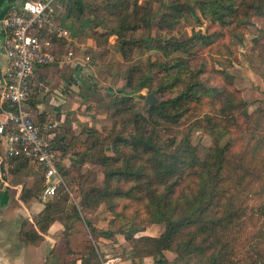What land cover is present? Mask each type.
<instances>
[{
	"label": "trees",
	"instance_id": "obj_1",
	"mask_svg": "<svg viewBox=\"0 0 264 264\" xmlns=\"http://www.w3.org/2000/svg\"><path fill=\"white\" fill-rule=\"evenodd\" d=\"M105 4L118 20V52L124 59L146 42L154 43L160 56L148 63L146 71L128 68L126 87L130 92L111 103L115 119L123 117L125 127L135 126L129 139L101 136L95 129L86 128L83 132L91 141L82 152H77L68 128L59 126L53 130L50 142L60 160L64 180L71 173L80 172L90 155L96 154L94 163L103 167L101 183L84 186L77 182L80 209L94 211L104 204L112 215L120 218L123 223L113 234L127 243V259L135 264H143L144 259L151 264H166L164 252L175 255L172 263L167 264H264V107L249 112L248 103L239 89L233 87V78L227 73L239 64L238 45L242 44L252 18L264 15V0H173L166 11L154 14L147 5L129 0H106ZM85 10L82 0H65L67 19L79 21ZM157 17L159 32L174 31L180 23L200 24L202 20L212 26L204 33L192 30L191 35L181 32L180 36L164 40L161 34L151 37ZM86 24L88 20L82 26ZM139 31L146 34L139 38L124 36ZM93 33L100 42L112 35L111 31ZM41 37L53 42L56 60L51 65H58L63 51L72 44L55 36ZM209 65L214 75L222 77L220 86H209L199 79ZM154 73L161 78L151 94L155 98L157 94L166 95L165 99L156 100L154 105L145 99V116L129 114L133 93L152 83ZM73 77L71 74L67 81ZM38 91V86H31L27 104L37 126L43 130L50 114H36ZM205 105L209 111H202ZM186 125L215 138L212 151L204 158H199L188 146L173 154L158 146L157 129L171 132ZM242 133L246 140L238 137ZM223 136L227 141L221 146L217 140ZM170 145H174V140L169 141ZM179 153H185L186 158L180 159ZM8 160L15 170L28 168L39 179L34 192L23 190L21 199L42 200L41 171L22 157ZM65 160L69 165L61 164ZM65 195L64 188L59 187L56 195L44 202L33 222L22 223L19 237L24 244L39 245L50 226L55 221L61 222L60 217L68 212ZM152 225L160 226L159 235H143ZM67 230L66 227L65 235ZM67 253L75 255L71 250ZM74 257L77 258L60 264H101L92 245Z\"/></svg>",
	"mask_w": 264,
	"mask_h": 264
},
{
	"label": "rangeland",
	"instance_id": "obj_2",
	"mask_svg": "<svg viewBox=\"0 0 264 264\" xmlns=\"http://www.w3.org/2000/svg\"><path fill=\"white\" fill-rule=\"evenodd\" d=\"M86 10L82 18L78 20L67 19L65 11V0L59 2V7L56 8V21L60 27L66 29L69 33L68 40L72 41V46L64 50V55L67 52H71L72 56L69 62H63L65 66L60 69V76L64 78V81L58 78L52 80L49 86L38 87L40 95V102L44 105L49 104L53 101L52 99L56 96L59 98L56 105H53L55 111L48 112L50 115L45 119L46 125L52 124V119H56L59 115L60 110L67 112L62 127L70 131L69 138L74 139L76 143V151L82 152L88 145L86 134L83 132L86 128L95 129L101 136H112V138L118 137L123 139H129L131 135L135 133V126L128 125L125 127L122 120L115 119L112 116L113 109L111 103L113 100H118L129 94L130 89L126 87V70L131 67L141 69V72L148 69V63L160 56V53L152 42H146L142 47L135 48L131 51L130 57L124 59L118 52L120 46V38L116 34L118 28V20L110 14L106 9V0H82ZM131 3L135 2L137 5H147L148 9H151V14L166 11V6L173 0H129ZM131 10V8H130ZM151 27V37L156 34H161L164 40L169 39L170 36H180L181 32L191 35L192 30L205 32L208 27L211 28L212 24L208 21L202 20L200 24L189 25L186 23H180L174 31H163L159 32L156 28V20ZM84 20H88L86 26H82ZM255 22L259 23V26L255 25ZM261 26V27H260ZM212 30H214L212 28ZM111 31L112 35L105 37L103 42L97 39V36L93 32H105ZM139 31L136 35H130L125 33V37L128 38H139L146 32ZM264 15L262 17H253L251 24L247 26L246 33L242 44L238 45V60L239 64L234 65L231 69H228L227 73L233 78V87L239 89L241 96L243 89H249L247 82V72H244L246 68L255 74H259L263 68L262 59L264 58V51L261 50V46L257 45V37L264 35ZM76 34L75 37L72 34ZM67 40V41H68ZM68 41V42H69ZM248 48L257 49V55L253 52L249 54ZM254 51V50H253ZM63 56V55H62ZM241 65V66H240ZM260 65V66H258ZM240 66V67H239ZM55 67V66H54ZM212 67L208 66V71L202 74L199 79L204 81L209 86H220L223 84V79L220 75H214L209 69ZM218 68V67H215ZM62 71V72H61ZM77 73V74H75ZM68 74V75H66ZM73 74L72 81L68 82L67 77ZM57 75V74H56ZM66 75V76H65ZM152 83H148L146 87L136 91L132 95L131 110L129 114H142L146 115L144 108V100L148 95H152V91L157 89L160 84L161 75L156 76L154 73ZM260 76L264 79V72L261 71ZM138 78L135 83H138ZM72 85L69 88L68 83ZM251 83V82H250ZM252 84V83H251ZM249 85V84H248ZM254 86V84L252 85ZM251 89V88H250ZM123 93H121V91ZM110 92V93H108ZM39 95V94H38ZM153 96V95H152ZM166 95L157 94L155 100L159 101L165 99ZM39 97V96H38ZM244 99L248 103L249 112L258 106L262 105V97H249ZM55 102V101H54ZM53 102V103H54ZM47 111V109H45ZM53 110V109H52ZM209 106H203L202 111H209ZM35 112L39 113L38 109ZM53 112V113H52ZM56 112V113H55ZM35 121V115L31 114ZM51 115L53 117H51ZM36 122V121H35ZM124 126V127H122ZM73 128V129H70ZM157 135L160 139L158 146L163 149L164 152L169 154L177 153V150L181 147L188 146L189 150L193 151L199 158H204L208 153L212 151V147L215 142V138L199 129L190 128L186 125L181 128H174L171 132H167L166 129H157ZM239 138L246 140L245 134H239ZM174 140V145H169V141ZM227 141V137L223 136L217 140L219 145H224ZM110 146V143L107 142ZM95 152V151H94ZM127 152V150H125ZM182 152V151H181ZM107 155H111V152H106ZM180 159H185V153H179ZM96 154L90 155L87 162L82 167L80 172L71 173L70 177L65 178L66 188L69 190L71 197L68 192H65V197L68 199L66 208L68 212L60 217L61 223L64 227L69 228L71 233L65 235V232L59 233L55 238L56 249L54 254L60 262L71 260L70 258H77L85 251L88 245H94L97 247L99 252V261L106 258L120 257L121 260L127 261V243L122 241V237L113 234L123 223V221L112 215L104 204H101L94 211H82L78 205V190L76 184L78 181L81 184H99L102 181L103 167L95 164ZM65 166L69 165V162L65 160ZM31 173L28 168L24 169H12L13 180L16 183L23 182L24 186L31 187L34 192L35 183L39 180L37 178L28 179V173ZM32 174V173H31ZM83 176V178H81ZM71 178L73 181H71ZM64 180V182H65ZM33 183V185H32ZM32 185V186H31ZM37 188V187H36ZM25 190V189H23ZM27 190V189H26ZM17 191L13 192L16 194ZM17 203V201L15 202ZM254 204H257L254 202ZM120 203L117 205V210L120 208ZM77 212V215H76ZM129 211L126 210V214ZM94 228V232L91 228ZM160 226L152 225L147 228L143 235L150 237H157L160 233ZM68 231V230H67ZM66 237V239L64 238ZM65 240L68 242L67 247L65 246ZM71 242V243H70ZM70 244V246H69ZM67 250H71L75 255L70 256ZM175 255L170 252H164V259L166 264L169 261L172 263Z\"/></svg>",
	"mask_w": 264,
	"mask_h": 264
},
{
	"label": "built area",
	"instance_id": "obj_3",
	"mask_svg": "<svg viewBox=\"0 0 264 264\" xmlns=\"http://www.w3.org/2000/svg\"><path fill=\"white\" fill-rule=\"evenodd\" d=\"M62 0H26L12 7L2 18L4 64L0 87V140L7 158L22 157L41 171L44 183L42 200L52 199L59 187L66 188L59 170L60 160L52 149L55 124L41 130L33 120L28 100L37 69L55 63L54 44L41 35L68 40L69 33L56 21V8ZM69 51L60 63L69 62ZM10 107L11 110L5 107ZM64 164V162H61ZM69 196L71 197L70 192ZM120 257L106 258L101 264H121Z\"/></svg>",
	"mask_w": 264,
	"mask_h": 264
},
{
	"label": "crops",
	"instance_id": "obj_4",
	"mask_svg": "<svg viewBox=\"0 0 264 264\" xmlns=\"http://www.w3.org/2000/svg\"><path fill=\"white\" fill-rule=\"evenodd\" d=\"M24 1L26 0H0V87L2 85L1 71L5 60L2 50L4 31L1 25V20L10 10V8L19 7ZM258 24L259 23L255 22L256 26H259ZM261 34L264 35V32H261ZM72 41L74 40H70L69 42L72 43ZM256 43L257 45H263L260 49H263L264 51V38L262 36L257 37ZM253 50L252 48H248L249 54L253 52L257 55V49ZM262 64L263 68L261 71L264 72V58L262 59V63L260 65ZM64 66V63H59L58 65L54 64L45 68L37 69L35 72L34 85L40 88L46 87L49 86L50 82L52 80L54 81L55 78L64 81V78H62L60 74L56 73H60V69L62 70ZM245 67L246 68L244 69V72H247L248 77L246 78L245 82H247V86H249V89H243L242 96L244 99L247 98L246 96H263V99L261 100L263 101L262 105L264 106V79L260 76L261 71L259 69V74H255L249 70L247 65H245ZM253 84L254 86H252ZM71 85L72 82L67 84L69 88L71 87ZM38 94L39 99L40 95L42 97L43 94H41L39 91ZM52 100L53 101L49 102V104L47 105H44L43 102H40V100H38L36 109L39 110V113H41L42 111H45V113H48L50 111L54 112L55 108L53 107V105H56L58 103L56 101H58L59 98L55 96ZM45 109H47V111ZM58 113V117L55 120L52 119V124H55L56 127H62L64 123L65 126L66 122H64V118L67 112L64 110H60ZM51 117L53 116L51 115ZM4 150V143L0 140V264H60L61 262L58 261V259L56 258L57 256L54 254V250L57 247L55 238L59 235V233L65 231V227L60 221H55L50 226L47 234L43 235V241L39 245L24 244L20 240L19 231L22 223L25 221L33 222L34 217L40 211H42L45 201L41 199H34V197L27 198L26 201H23L21 199V192L23 191V189H31V187L24 186L25 184H23V182H14L11 170L15 167L10 164L8 158L5 156ZM27 178L34 179L37 178V176L29 172ZM14 191H17V193L13 194ZM28 196L29 195L26 194V197ZM16 201L17 203H15ZM71 232L72 231L69 232L68 230V234ZM64 238L66 239V237ZM122 241L125 242L123 238ZM67 243L68 242L65 240V246ZM92 246L97 251L99 257L97 247L94 245ZM142 262L143 264H151L149 259H144ZM121 264L135 263L127 259V261H124Z\"/></svg>",
	"mask_w": 264,
	"mask_h": 264
},
{
	"label": "water",
	"instance_id": "obj_5",
	"mask_svg": "<svg viewBox=\"0 0 264 264\" xmlns=\"http://www.w3.org/2000/svg\"><path fill=\"white\" fill-rule=\"evenodd\" d=\"M146 101L150 105H154L156 103V100H155V98L152 95H148L147 98H146ZM157 259H159V256H158Z\"/></svg>",
	"mask_w": 264,
	"mask_h": 264
}]
</instances>
